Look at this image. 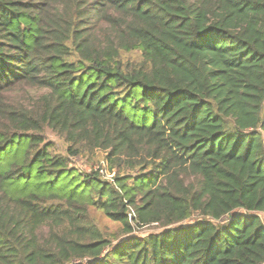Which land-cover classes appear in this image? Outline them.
I'll use <instances>...</instances> for the list:
<instances>
[{
	"label": "trees",
	"instance_id": "trees-1",
	"mask_svg": "<svg viewBox=\"0 0 264 264\" xmlns=\"http://www.w3.org/2000/svg\"><path fill=\"white\" fill-rule=\"evenodd\" d=\"M0 264H264V0H0Z\"/></svg>",
	"mask_w": 264,
	"mask_h": 264
},
{
	"label": "rangeland",
	"instance_id": "rangeland-1",
	"mask_svg": "<svg viewBox=\"0 0 264 264\" xmlns=\"http://www.w3.org/2000/svg\"><path fill=\"white\" fill-rule=\"evenodd\" d=\"M31 96H34L36 92L30 91ZM44 139V143L51 144V148L59 155L65 156V145L63 141L51 130L45 129L44 132L41 135ZM105 152H101L98 150H95L94 153H82L79 156L71 157L70 160V168L74 169L77 173H86L90 170L103 168V173L105 178L109 179L114 175L113 172H109L107 170V163L105 161ZM92 213V212H91ZM94 216L99 219L100 225L113 233L118 231V225H115L109 220H107L103 215L99 213H94ZM159 230L156 229V226H151L149 228H145L141 231H136L133 233L135 236H143L145 234H148L150 232H158Z\"/></svg>",
	"mask_w": 264,
	"mask_h": 264
}]
</instances>
